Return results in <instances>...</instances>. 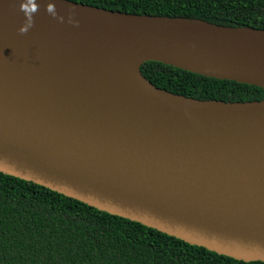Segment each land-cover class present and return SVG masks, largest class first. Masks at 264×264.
I'll list each match as a JSON object with an SVG mask.
<instances>
[{
    "label": "water",
    "instance_id": "water-1",
    "mask_svg": "<svg viewBox=\"0 0 264 264\" xmlns=\"http://www.w3.org/2000/svg\"><path fill=\"white\" fill-rule=\"evenodd\" d=\"M38 2L35 27L20 35V0H0V172L264 263V100H195L141 74L155 62L264 91V30ZM49 2L65 23L46 13ZM73 7L79 27L67 23ZM123 65L161 106L105 91Z\"/></svg>",
    "mask_w": 264,
    "mask_h": 264
},
{
    "label": "trees",
    "instance_id": "trees-1",
    "mask_svg": "<svg viewBox=\"0 0 264 264\" xmlns=\"http://www.w3.org/2000/svg\"><path fill=\"white\" fill-rule=\"evenodd\" d=\"M134 15L185 18L264 30V0H69ZM156 88L200 101H263L261 88L161 63L141 67ZM0 264L245 263L189 245L0 172Z\"/></svg>",
    "mask_w": 264,
    "mask_h": 264
},
{
    "label": "bare ground",
    "instance_id": "bare-ground-1",
    "mask_svg": "<svg viewBox=\"0 0 264 264\" xmlns=\"http://www.w3.org/2000/svg\"><path fill=\"white\" fill-rule=\"evenodd\" d=\"M203 71H216L207 67H199ZM104 89L113 96H121L129 102L141 103L148 100L149 103L161 106V102L155 98L143 83L136 66L123 65L109 72L105 78Z\"/></svg>",
    "mask_w": 264,
    "mask_h": 264
},
{
    "label": "clouds",
    "instance_id": "clouds-1",
    "mask_svg": "<svg viewBox=\"0 0 264 264\" xmlns=\"http://www.w3.org/2000/svg\"><path fill=\"white\" fill-rule=\"evenodd\" d=\"M19 11L24 15V23L18 31L20 35H27L35 27V17L40 11V3L38 0H20ZM45 11L53 20L60 24L65 23V16L59 14L55 3H47ZM76 16L77 9L75 7L68 9L67 23L74 27H79L80 21L76 19Z\"/></svg>",
    "mask_w": 264,
    "mask_h": 264
}]
</instances>
